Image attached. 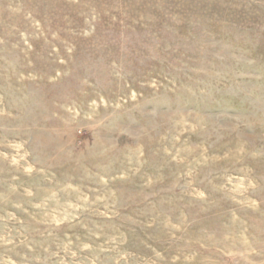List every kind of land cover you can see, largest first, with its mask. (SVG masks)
<instances>
[{
  "label": "rangeland",
  "instance_id": "rangeland-1",
  "mask_svg": "<svg viewBox=\"0 0 264 264\" xmlns=\"http://www.w3.org/2000/svg\"><path fill=\"white\" fill-rule=\"evenodd\" d=\"M0 264H264V0H0Z\"/></svg>",
  "mask_w": 264,
  "mask_h": 264
}]
</instances>
